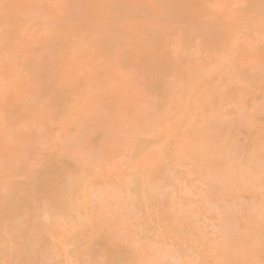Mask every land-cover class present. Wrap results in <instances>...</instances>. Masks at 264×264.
Returning <instances> with one entry per match:
<instances>
[{"label":"bare ground","instance_id":"1","mask_svg":"<svg viewBox=\"0 0 264 264\" xmlns=\"http://www.w3.org/2000/svg\"><path fill=\"white\" fill-rule=\"evenodd\" d=\"M0 264H264V0H0Z\"/></svg>","mask_w":264,"mask_h":264},{"label":"rangeland","instance_id":"2","mask_svg":"<svg viewBox=\"0 0 264 264\" xmlns=\"http://www.w3.org/2000/svg\"><path fill=\"white\" fill-rule=\"evenodd\" d=\"M199 45H200V44H199ZM199 45H196V47H192V49H191V50L194 51V53H195V54H194L195 57L198 56L197 58H200L201 56H205V54H207V52L204 54V51H205V50L202 51V45H200V46H199ZM171 48L174 49V50H171V51H173V52H177V51H178V52H180V51L182 52L183 49H184V47H183L182 45H179V46L177 45V47H176V45H173V46H171ZM175 48H176V49H175ZM199 48H200V49H199ZM194 49H195V50H194ZM197 49L200 51V52L198 51V54L196 53V50H197ZM203 49H204V48H203ZM201 53H202V55H201ZM208 53H209V52H208ZM181 54H182V53H181ZM196 54H197V55H196ZM207 55H208V54H207ZM207 55H206V56H207ZM135 67H136V66H135ZM137 67H138V66H137ZM130 71H131V72H130ZM130 71H129V76H130V74H131V75H133V74L136 75V73H137V75L134 76V78L136 79V81L138 80L137 83L141 80L140 83H138V84L135 85V88H134L135 90H134V93H133L134 97L137 96L136 98L139 100V96H141V97L144 96V97H145L144 100H143L144 103H145V101L147 102V100H148L147 103H149V101H150V103H152V102L155 100V99H154V96H150V95H149L151 98H150V97L148 98V95L145 96V95H146V94H145V87H144L145 84L142 85V84L144 83V81H143L142 78H140V76H141V75L139 74L140 72H137L136 69H132V70H130ZM139 71H140V70H139ZM132 72H134V73H132ZM138 74H139V75H138ZM139 79H140V80H139ZM231 82H232V81H231ZM232 83L234 84V82H232ZM235 84H236V82H235ZM235 84H234L233 86H235ZM237 84H238V87H237V88H239L240 85L242 86V82H241V81L237 82ZM239 84H240V85H239ZM141 85H142V86H141ZM236 86H237V85H236ZM236 86H235V87H236ZM142 87H143V88H142ZM136 89H137V90H136ZM143 90H144V91H143ZM136 91L138 92V94H137ZM135 92H136V93H135ZM141 93H143V94H145V95H143V94H141ZM135 94H136V95H135ZM126 98H127V96H126ZM147 98H148V99H147ZM127 99H128V98H127ZM141 99H142V98H140V100H141ZM145 99H146V100H145ZM151 99H152V102H151ZM130 100H131V98L129 97L128 101H130ZM140 100H139V101H140ZM141 101H142V100H141ZM143 101H142V102H143ZM258 101H259L258 104L261 103L260 105H263V104H262V103H263V100H261L262 102H260V100H258ZM153 103H156V101L153 102ZM229 104H230V103H229ZM231 106L233 107L234 104H233V105L230 104V105H228V106H224V107H222V108L225 109L226 111H228V109H230ZM170 107H171V106L169 105V108H170ZM232 107H231V108H232ZM170 109H171V108H170ZM223 109L220 110V111H222V113H224ZM154 111H156V110L154 109ZM231 117H233V116L230 115L229 119H230ZM234 117H235V116H234ZM234 117H233V118H234ZM126 127H128V126L126 125ZM239 199H240V198H239ZM239 199H237V200H239ZM242 200H244V199H242ZM242 202H243V201H242ZM237 203H238V202H237ZM205 220H207V219H205ZM209 220H211V219H209ZM214 220H215V222H214ZM218 220H219V219H217V221H216V219H212L211 222H210V221H209V222H210V223H214V224H215V223L219 224L220 222L218 223ZM212 221H213V222H212ZM201 222L204 223V219H201ZM201 222H200V223H201ZM207 222H208V220L204 223V226H205V224H207ZM209 222H208V223H209ZM210 223H209V224H210ZM209 224H208V225H209ZM208 225H207V228H206V226H205L206 229H209V228L212 229V227L214 226V225H213L212 227H210V226L208 227ZM210 225H211V224H210ZM202 226H203V225H202ZM216 226H217V225H216ZM216 226H214L213 228H216ZM169 258L172 259V260H174L173 257H169Z\"/></svg>","mask_w":264,"mask_h":264}]
</instances>
